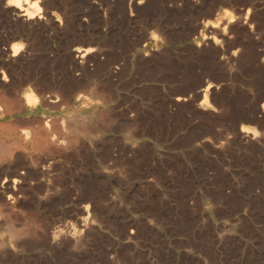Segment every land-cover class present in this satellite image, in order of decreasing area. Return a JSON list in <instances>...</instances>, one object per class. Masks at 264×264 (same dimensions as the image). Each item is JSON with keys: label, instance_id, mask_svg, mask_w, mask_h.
Returning <instances> with one entry per match:
<instances>
[{"label": "crops", "instance_id": "crops-1", "mask_svg": "<svg viewBox=\"0 0 264 264\" xmlns=\"http://www.w3.org/2000/svg\"><path fill=\"white\" fill-rule=\"evenodd\" d=\"M80 42L67 84L0 112V264H264L262 104H185L180 52L169 78Z\"/></svg>", "mask_w": 264, "mask_h": 264}, {"label": "rangeland", "instance_id": "rangeland-1", "mask_svg": "<svg viewBox=\"0 0 264 264\" xmlns=\"http://www.w3.org/2000/svg\"><path fill=\"white\" fill-rule=\"evenodd\" d=\"M8 1L0 0V112L17 104L25 83L67 84L70 43L82 41L75 49L88 52L99 37L116 43L102 52L127 59L139 53L144 64H163L169 78L171 55L180 52L185 90L204 87L185 104H232L234 118L251 117L255 104L264 111V0H22L30 20ZM28 90L22 100L34 104L26 96L38 97Z\"/></svg>", "mask_w": 264, "mask_h": 264}, {"label": "bare ground", "instance_id": "bare-ground-1", "mask_svg": "<svg viewBox=\"0 0 264 264\" xmlns=\"http://www.w3.org/2000/svg\"><path fill=\"white\" fill-rule=\"evenodd\" d=\"M24 1V0H23ZM7 4L9 5V6H13V7H15L18 11H20V12H22V16H23V19H25L24 17H26V20H30L31 18H34V13H31V12H29V10H24L23 9V6H22V0H10V1H8L7 2ZM34 4V3H33ZM36 5V4H35ZM35 7V6H34ZM32 9V8H31ZM33 12V11H32ZM38 12V11H37ZM18 14V13H17ZM21 15V14H20ZM25 20V21H26ZM232 21V20H231ZM231 21H229V23L231 22ZM227 25V24H226ZM222 31V30H221ZM198 45V44H197ZM14 50V49H13ZM15 51V50H14ZM15 53V52H14ZM210 86V85H209ZM208 89H209V87H208ZM32 94V93H31ZM31 94H29V95H27L26 96V99H27V102H33V103H35L36 102V98L34 97L35 95H31ZM209 94V93H208ZM6 100V99H5ZM22 101V100H21ZM6 103V102H5ZM23 103V102H22ZM246 128L247 127H242V130H246ZM241 130V131H242ZM61 135V134H60ZM68 141V140H67ZM41 144V143H40ZM68 147V146H67ZM3 153V152H2ZM13 232V231H12ZM75 239V238H74ZM78 246H79V244H78Z\"/></svg>", "mask_w": 264, "mask_h": 264}]
</instances>
